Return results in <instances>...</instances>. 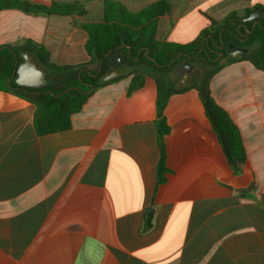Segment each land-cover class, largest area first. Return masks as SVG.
Wrapping results in <instances>:
<instances>
[{
	"label": "crops",
	"instance_id": "0c3cea01",
	"mask_svg": "<svg viewBox=\"0 0 264 264\" xmlns=\"http://www.w3.org/2000/svg\"><path fill=\"white\" fill-rule=\"evenodd\" d=\"M26 1L84 11H0V47L30 42L56 66L91 62L83 25L104 20L105 1L132 15L166 3L151 20L154 39L185 45L210 28L199 53L219 46L213 35L222 26L218 35L232 37L225 42L233 51L224 63L213 62L222 67L208 88L239 131L244 161L237 170L198 90L189 88L172 94L162 111L168 132L158 183L157 84L151 74L134 85L135 74L122 70L121 76L116 69L119 75L91 91L70 127L55 132L37 129L34 102L0 88V264H264V71L241 58L247 51L234 50L248 39L234 36L237 29L244 34L242 18L260 12V26L264 13L256 7L264 9V0ZM189 64L187 79L197 66Z\"/></svg>",
	"mask_w": 264,
	"mask_h": 264
},
{
	"label": "trees",
	"instance_id": "16d2710c",
	"mask_svg": "<svg viewBox=\"0 0 264 264\" xmlns=\"http://www.w3.org/2000/svg\"><path fill=\"white\" fill-rule=\"evenodd\" d=\"M166 3H157L146 8L138 14L132 15L119 3L113 1L104 2V20L99 23L84 24L83 28L88 33L86 51L91 58L89 64L75 66H56L49 61L48 52L41 46L25 42L20 47H0V88H10L17 94L34 102L37 107L35 124L42 132H55L70 127V118L77 113L86 102L93 89L108 82L103 77L112 71L127 70L125 74H135L134 85H138L142 74H151L157 84V122L158 144L160 148V160L158 164V183L163 181L161 172L164 170V146L163 136L168 132V127L162 118V111L168 98L189 88H196L205 113L209 117L225 154L238 170V165L244 161V151L239 131L227 113L216 105L210 96L208 83L210 78L222 67L213 63L199 52L206 46V37L210 34V28L202 31L200 38L185 44L159 43L154 39L155 25L151 20L161 15ZM264 13V9L256 7ZM255 8V9H256ZM5 9H17L25 14H82L84 11L75 5H52L47 8L42 5L30 3L26 0H0V11ZM230 21V19H226ZM143 24V27L139 25ZM222 28H215L213 38L217 45L225 42L229 36L227 33L218 35ZM228 29L232 27L227 26ZM138 29V30H137ZM251 28H248L250 30ZM133 30V31H131ZM228 41V40H226ZM129 46L130 51L122 46ZM246 46L256 45V48L246 52L241 58L249 60L255 68L264 71V18L260 26L253 29L248 35ZM141 52L138 54V52ZM148 53L145 55V52ZM27 53L39 68L45 70L46 85L38 88L19 87L13 80L8 81L15 67V57L20 63L21 54ZM198 54V56H196ZM125 57L124 64L117 61V56ZM179 57L171 63V61ZM15 56V57H14ZM149 57L151 59H149ZM196 57L195 60L192 58ZM203 58L205 64L198 61ZM230 61H233L232 59ZM185 63H197L196 71L189 77V85L179 89L175 88V80L170 76L175 67L184 68ZM96 64L95 69L89 65ZM183 74V72H182ZM124 73H121L123 76ZM119 78V77H118ZM134 87V86H133Z\"/></svg>",
	"mask_w": 264,
	"mask_h": 264
},
{
	"label": "water",
	"instance_id": "95a60500",
	"mask_svg": "<svg viewBox=\"0 0 264 264\" xmlns=\"http://www.w3.org/2000/svg\"><path fill=\"white\" fill-rule=\"evenodd\" d=\"M260 16V12H253L249 16L242 18V23L241 28L244 30V34L240 33L238 29L236 30V34L234 35L236 38L238 36L244 35L246 38L248 37L249 34L252 33L254 27L257 25L259 26V21L257 18ZM247 22H252L251 29L248 30L245 23ZM223 47V43L221 45ZM127 48H129L127 46ZM238 52L240 54H243L246 52L245 49H239ZM199 54V52H198ZM22 62L17 65L16 58H15V67L13 69L12 75L10 77V80L15 77V83L19 87H25V88H38L45 86L47 81H46V75L45 72L40 69L36 63L31 59V57L27 53H22L21 54ZM151 59V58H150ZM125 57L117 56V61L119 63H124L125 62ZM2 67V61L0 59V70ZM191 65L188 63L184 64V69L185 72L182 75L181 78V83H185V80L189 76V71H190ZM119 75L118 70H114L111 73L107 74L106 76L103 77V81L107 82L110 81L113 78H116ZM151 211L148 210V213Z\"/></svg>",
	"mask_w": 264,
	"mask_h": 264
},
{
	"label": "flooded vegetation",
	"instance_id": "af4514ba",
	"mask_svg": "<svg viewBox=\"0 0 264 264\" xmlns=\"http://www.w3.org/2000/svg\"><path fill=\"white\" fill-rule=\"evenodd\" d=\"M239 43L240 44L237 47H235L234 50L235 49H245L248 52V48L245 46V42L240 41ZM221 45H219L218 47L215 46L214 49H210L208 47H207V49H203V53L205 54V56L207 58H209V60L211 62L221 61V60L227 58L230 55V53L233 51V49L232 50H229L228 49V44H224L223 43V47ZM198 61L202 65L205 64V61L203 60V58H200ZM17 65H18V63H17ZM11 80L14 81L15 80V77H13Z\"/></svg>",
	"mask_w": 264,
	"mask_h": 264
},
{
	"label": "rangeland",
	"instance_id": "374dc122",
	"mask_svg": "<svg viewBox=\"0 0 264 264\" xmlns=\"http://www.w3.org/2000/svg\"><path fill=\"white\" fill-rule=\"evenodd\" d=\"M256 48V45H253L249 48V50H253ZM227 60V58L225 60H222L220 61V63H224L225 61ZM185 69L182 68V67H175L172 72H171V77L175 80V86L176 87H180L182 86V83H181V78H182V72H184ZM194 70L191 71V74L193 73ZM189 83V79H186L185 80V83L184 84H188Z\"/></svg>",
	"mask_w": 264,
	"mask_h": 264
}]
</instances>
